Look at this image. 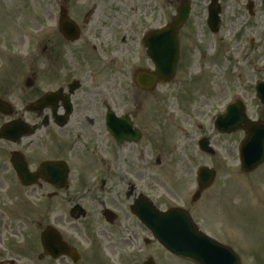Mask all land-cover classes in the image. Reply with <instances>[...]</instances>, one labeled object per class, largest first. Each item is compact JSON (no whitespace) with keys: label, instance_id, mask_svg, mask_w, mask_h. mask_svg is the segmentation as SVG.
<instances>
[{"label":"flooded vegetation","instance_id":"obj_1","mask_svg":"<svg viewBox=\"0 0 264 264\" xmlns=\"http://www.w3.org/2000/svg\"><path fill=\"white\" fill-rule=\"evenodd\" d=\"M217 1L218 33L213 0H51L47 35L41 24L34 33L33 78L0 82V131L9 126L0 137V264H183L143 218L197 209L201 158L231 151L202 135L229 91L217 78V41L235 38L227 54L238 53L264 29L261 1ZM183 5L191 16L176 73L154 78L146 35L168 28Z\"/></svg>","mask_w":264,"mask_h":264},{"label":"rangeland","instance_id":"obj_2","mask_svg":"<svg viewBox=\"0 0 264 264\" xmlns=\"http://www.w3.org/2000/svg\"><path fill=\"white\" fill-rule=\"evenodd\" d=\"M252 1L258 9H263L260 1L264 6V0ZM50 5L51 0H0V82L3 80V84L11 86L13 78H33V36L40 24L48 26ZM235 43V38L227 41L228 46ZM220 47L226 50L222 44L217 45V50ZM231 57V64L226 63V54L217 62V78H227L229 91L218 94L215 113L202 129V135L210 131L209 136L215 142L223 148L230 145L231 151L218 150L213 159L201 158L199 165L214 168L217 179L191 215L204 233L232 247L242 264H264V167L251 175L242 174L239 143L244 134L222 136L213 128L214 117L237 98L245 104L249 118L264 122V108L254 89L258 82L264 81V29L259 35L247 37L240 51Z\"/></svg>","mask_w":264,"mask_h":264},{"label":"water","instance_id":"obj_3","mask_svg":"<svg viewBox=\"0 0 264 264\" xmlns=\"http://www.w3.org/2000/svg\"><path fill=\"white\" fill-rule=\"evenodd\" d=\"M189 13L187 9L179 18L183 20ZM177 25V24H176ZM177 35L176 31L165 32L159 37L166 38L163 42L154 43L152 48L168 52V60L171 66L177 59ZM161 62V58H159ZM257 96L264 105V83L257 87ZM216 127L220 133H232L245 129L247 138L240 146V157L242 171L250 173L255 171L264 163V124L251 122L245 115V110L240 103L231 105L227 112L218 117ZM202 147H206L203 143ZM214 179V174L203 169L201 172V186L208 187ZM156 218V217H155ZM162 223H150L156 235L163 244L173 253L186 259L194 261L196 264H240L238 256L234 252L221 246L200 233L191 218L183 211L172 210L160 220Z\"/></svg>","mask_w":264,"mask_h":264}]
</instances>
